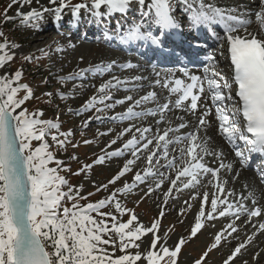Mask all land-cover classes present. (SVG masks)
I'll use <instances>...</instances> for the list:
<instances>
[{"label": "snow or ice", "instance_id": "obj_1", "mask_svg": "<svg viewBox=\"0 0 264 264\" xmlns=\"http://www.w3.org/2000/svg\"><path fill=\"white\" fill-rule=\"evenodd\" d=\"M175 2L182 6V12H187L188 27L191 30L213 25L223 28V35L218 36L217 39L227 45L232 76L227 77L222 72L216 71L215 57H209L213 64L204 68L203 77L190 75L186 69L181 68L180 71L190 83L175 78L173 74L172 77H165L163 82L159 78L156 79L155 84L169 89L172 94H180L175 101L176 108H180L185 101L190 100V104L183 110L195 115L198 102L205 92L206 83L207 91L211 94L215 105L218 131L233 147L240 164L247 167L253 155L264 158V0H259L258 11L243 15L235 14L237 12L235 8L219 7L206 0H175ZM32 3L33 0H11L8 9L19 4L16 16L20 18V23L37 30L45 14L53 15L54 23H59L67 9L73 21L78 22L81 11L84 10L93 20L107 23L117 15L126 19L133 4L138 5L140 20L133 19L127 28L117 20L114 29L122 44L139 41L159 47L168 33L183 29V25L174 15V0H82L80 3H73L72 0H48L52 7L41 5L40 8H32L26 13L20 11V8ZM36 3L39 4L40 0H36ZM251 16H254V21ZM4 19L5 23L13 19L7 15V9ZM147 21L156 26L158 35H153L152 31L145 28ZM253 23L257 25V30L249 31V26ZM241 31L244 35L240 34ZM0 38L3 39V42H0V69H4L14 60L13 50L19 45L10 43L2 31ZM57 50L63 51L60 48ZM223 54L221 52V55ZM23 59L32 61L31 56H24ZM117 66L121 70L134 67L130 62L117 65L113 60L107 64L101 63L88 69H80L68 79L83 78L85 72L103 76L105 73H111ZM22 75L20 70L12 74L4 72L0 75V264H177L182 246L187 242L186 239L180 237L170 248L166 239L157 234L159 219L150 227H145L139 223L134 210L123 207L117 199L118 195L132 193L138 185L145 184L147 178L152 176L158 177L155 183L156 189L162 187L165 179L169 180L168 190L164 193L165 204L174 190L206 187L207 185H202V179L206 176H210L209 184L215 181L213 186L219 195L216 192L212 193L209 201V194L203 193L199 212L190 230L191 237L195 238L204 228V220L212 221L217 217L226 216L234 218L215 234L211 245L194 264H205L209 254L221 247L222 242H227L229 237L235 238L234 234L240 230L236 221L240 220L242 215L247 217L244 221L245 225H251L254 231L246 237V240L233 248L223 260V264H234L237 257L242 255V250L251 245L258 234H264V220L258 222L253 220L264 215L261 208L256 207L257 198L253 192H249L246 197L241 195L238 205L227 199L234 197L235 193L226 191L225 185L228 181L221 179L219 173L221 169L233 172V165L224 164L221 160L219 168H212L205 162L206 156H213L217 160L223 156V153L216 152L210 147V137L200 135L201 128L209 123L205 117L211 114L210 111H204L199 116L195 129L186 135L170 136V133H178L180 129L185 128L187 126L185 123H181L176 128L157 129L155 132L151 126L140 128L132 124L125 128L118 134V138L133 132V129L139 135L133 134L121 149L105 152V155L97 157L93 163L101 165L106 159L123 156L124 150H130L132 158L126 161L108 184L99 186L96 190L100 191L101 188L107 190L110 184H116L126 173L132 171V166L141 159V153H146L147 166L142 173L140 171L135 173L131 184L125 183L122 188L116 189L105 199L81 204L79 201L87 200V196L80 194L82 188L70 185L68 180L60 175L61 171H71V169L62 167L63 161L56 159L49 151L50 145L46 140V137L51 136V140L62 148L67 137L72 133H60L58 122L40 119L39 117L43 116L42 111L29 112L24 107L26 102L33 98V91L28 85L19 83ZM156 75L159 77L160 73ZM144 79L146 77H134L135 81ZM127 83L128 80L112 75L98 87L92 85L96 88V94L85 101L82 111L94 110L95 113L100 114L114 109L117 105L132 101L125 112L111 119L124 121L140 119L144 116H157V110L140 112L134 110L144 103L155 101L157 94L154 91L135 100L131 95L124 99L113 100L112 91L120 90ZM234 86L235 95H232ZM22 91L25 94L21 97L19 93ZM46 95L50 96L51 93ZM67 98L61 94V99ZM169 103L158 106L160 114L158 125L164 122L163 114L171 111ZM96 118L101 117L98 115ZM89 123L91 119L87 120L84 126L87 127ZM53 129L59 135H63L65 140H59L57 135H51ZM148 133L153 134L149 136ZM34 141L40 142L39 146L34 147ZM116 143L117 140L113 139L108 147ZM170 145L173 146L171 149ZM175 152L179 155L172 154ZM73 159L78 158L73 157ZM161 159L165 161L164 164H161ZM52 164L56 167L50 166ZM157 166L175 172V177L171 178L164 172H159ZM92 167L93 164H84L73 175L86 173ZM234 175L238 177L239 173L236 172ZM259 176L264 182V169L259 170ZM152 191L153 188L150 187L145 195L150 196ZM198 195L192 196L191 199H197ZM246 200H250L251 208L245 203ZM209 203L210 210L206 211L205 206ZM113 207L114 212L102 211L104 208ZM117 214L121 217L128 215L129 218L126 222H120ZM159 215L161 218L164 216L163 209ZM109 221L112 222L110 225ZM149 234H151L150 242L144 239ZM145 244L147 247H143ZM130 249L136 251L133 253ZM259 256L260 252L257 251L252 259L255 261ZM243 264H248V261H244Z\"/></svg>", "mask_w": 264, "mask_h": 264}, {"label": "rangeland", "instance_id": "obj_2", "mask_svg": "<svg viewBox=\"0 0 264 264\" xmlns=\"http://www.w3.org/2000/svg\"><path fill=\"white\" fill-rule=\"evenodd\" d=\"M218 1L206 0V2L214 3L216 4V6H220ZM254 1L255 0H245V3L249 4L253 3ZM72 2L80 3L82 2V0H72ZM10 3L11 0H0V31L5 34L10 43H15L19 45V47L13 50L15 53L14 60L11 61L10 64L6 65L4 69H0V75H2L4 72L12 74L17 70L22 71L23 75L19 83L28 85V87H30L33 91V98L26 102L24 107H26L29 112L42 111L43 116L39 117L40 119L58 122L60 124V133H72L70 137H67L65 145L62 148L58 147L56 143L51 140V136L46 137V140L50 145L49 151L52 152L56 159L63 161L62 167L71 169V171H61L60 175L64 176L68 180L70 185L82 188L80 194L83 196H87V200H81L79 202L81 204H86L89 202L95 203L101 199H105L113 191H116V189L122 188L125 183L131 184L137 171H140L141 173L143 172V169L147 166L145 162L146 153L140 154L141 159L132 166V171L126 173V175L119 181H117L116 184H110L107 190L101 188L100 191L96 190L97 187L108 184V181L111 180L121 170L126 161L128 159H131L132 157L130 155V150H124L123 156L106 159L105 162L101 165H95L93 163L96 158L105 155V152H113L117 149H121L123 144L128 139H130L133 134L139 135L138 133H135V129H133V132L127 133L126 135L121 137V139L118 138V134L130 125L135 124L140 128L151 126L153 132H155L157 129L163 130L166 127H170V123L168 125L167 122L170 118V115L174 112L168 114L167 116L164 115L166 121L164 122V124L161 123L158 125L155 118L153 119V121H151V119L149 120V118L145 120L147 122H156V126H154L152 123H146V125L145 123L143 124L141 119L144 118H141L137 120H130L131 123L126 122L123 124L122 122H120L114 127H101L99 124L102 123L103 120L106 121L107 119V115L105 113L97 114L94 110L82 111V106L84 105L85 101L96 94V89L92 88L87 91L84 87H86V84L91 83L93 81V78H95V86L98 87L100 83L110 79L112 75L119 76L121 79L125 80L127 77H133L132 74H127L128 72L121 73L117 70L116 72H118L119 74H115V72L107 73V77L104 78V75L106 74H104L102 77L85 72L83 74V78L68 79L74 72H78L80 69H88L90 66H95L101 63L107 64L110 61H113L109 56L111 53L108 52V55L97 54L98 49H107L106 47L101 46L98 43H83L81 41L71 42L66 40V32H54V29H56L58 23L55 24L54 22H50L44 25H39L40 30L23 26L20 23V18L16 16L19 4L13 5L11 9H8V5ZM41 5L52 7V5L48 3V0H40L39 4L36 3V0H33V3L31 5H25L23 8H20V11L26 13L32 8H40ZM223 5L224 4H221V6ZM178 7L180 9L182 8L180 4ZM6 9L7 15L13 18L7 23H5L4 19V13ZM133 11L135 13L134 17H140L138 5H133ZM179 12L180 14H182L181 11ZM185 13L187 12L185 11ZM48 15L53 17V15L51 14ZM63 16L65 17H63V20L61 21L73 20L70 11L67 9L65 10ZM81 17L85 18V21L93 20L90 15L87 14L84 10L81 11ZM129 19H132V16H130ZM92 22L94 23V20ZM104 26L108 27V24L105 23ZM41 30H43L44 32L48 31L47 34H44L43 32L42 41H32L37 38L35 36L40 34ZM241 33H243V31H241ZM0 42H3L2 38H0ZM71 45H75V47H71ZM58 48L63 49V51H58ZM216 48L217 53L221 54L220 47L217 45ZM91 49L94 50L91 51ZM107 50L109 51V49ZM113 54L119 56L117 53L113 52ZM24 56H31L32 61H25L23 59ZM81 58L83 59L81 60ZM221 58L223 59V57ZM217 65L219 64L217 63ZM219 69L221 70V68ZM133 79L134 78L128 80ZM145 80L146 79H144V81ZM151 83L155 84V82ZM150 89V91H155V89L152 87ZM129 92L130 91L119 92V90H113V100L115 99L114 97H116L115 100H117L124 99L128 95L134 96L133 99L135 100L148 93V91L144 93L141 91L140 93H142V95L137 94V96H135V91L130 93ZM46 93H51V95H46ZM24 94L25 93L23 91L19 93L21 97ZM61 94L65 95L68 98L61 99ZM158 102H160V100H157L155 102V105H162V103L158 104ZM109 103H111V101H109ZM131 103L133 102L128 101L123 105H117L119 107L117 113L120 114L119 111L122 110L125 112L126 108ZM149 106L151 107V105ZM149 106H146L145 108L143 107V109L150 108ZM69 109H71L72 111L70 112ZM98 115L101 117L100 119L96 118ZM89 119H91V123H89L87 127H85V122ZM94 122H96L97 124H95ZM92 124H95V126H91ZM152 134L153 133H148L147 135L151 136ZM51 135H57L59 140H65V137L63 135H59V133H57L54 129L51 131ZM175 136L177 135L175 134ZM113 139H116L117 143L109 148L108 145ZM85 141H91V143L86 144ZM39 143L40 142L34 141L33 146H39ZM172 147L173 146H171V148ZM172 154L177 156L179 155L178 152ZM73 157H77L78 159H73ZM212 158L213 156L205 157V162L209 167H212V165H209ZM164 163L165 161L161 159V164ZM84 164H93V167L86 173H81V175H73V173L79 171ZM219 165L212 168H219ZM50 166L56 167L55 164H52ZM157 168L158 171L160 170L159 172H164L166 176H170L171 178L175 177V172H170L169 170L159 166H157ZM254 169H256V166H253V169L252 167L248 168L247 171L253 173L252 170ZM226 176L227 175L224 174L221 179L226 178ZM235 177L233 178L232 175L230 176L231 179L229 187H225V189L227 188L226 191H233L235 195H237L234 197H228L227 199L229 202L237 203L238 205L240 199V195L238 193H242V191L240 190L239 186L236 185L237 177ZM157 179V176L148 177L145 184L138 185L132 193L118 195L117 199L120 200L123 207L134 210L135 214L138 217L139 223H142L145 227H150L155 220L159 219L160 225L157 234L160 237L166 239L167 246H169L170 248L178 242L180 237H184L187 242L182 246L177 264H194L196 260L200 259L201 255L207 249V247L211 245L214 240L215 234L223 227H226L229 222H232L233 218L226 216L217 217L212 221L204 220V228L200 231V233L197 234L195 238L191 237L190 230L194 225L195 217L199 212L203 193L207 192L209 194V201L212 198V193L216 192L217 195H219L216 188L213 186L215 181H213L212 184H209L208 180L210 179V176H206L202 179V185H207L206 187L198 186L195 189H184L180 191L174 190L173 193L169 196L167 204H165L164 193L168 190L169 180L165 179L162 187L156 189L155 183L157 182ZM150 187L153 188L152 194L150 196L145 195V192ZM65 191H67V189H65ZM89 193H94V195L88 196ZM197 194H199L197 199H191L192 196ZM221 198L223 199L224 197L222 196ZM138 201L141 202L138 204ZM189 205H191V207H189ZM68 206H70V203L68 204ZM248 206L250 208L252 207L250 205ZM161 209H163L164 211V216L162 218L159 215ZM205 210H210V203L205 206ZM102 211L114 212V207L104 208L102 209ZM117 216L120 222H126L129 218L128 215H124L121 217L119 216V214H117ZM262 217H264V215ZM243 218L246 220V216L243 215ZM243 218L241 217V219ZM258 220L261 221L264 220V218H259ZM258 220L255 221L254 219V222H258ZM111 223L112 222L109 221V225ZM236 224L239 226L241 224L245 225L244 221L241 222L240 220H237ZM243 225L242 227H239L240 230L238 231V233H236L237 235H234V239L232 238L231 240H229V242L227 241V243L222 242L221 247L213 250L209 254V257L206 259L205 264H223V260L227 258L233 248L238 243L246 240V237L248 236L246 233H252L254 231L252 228H250L251 225H245L244 227ZM150 237L151 234H149V236L145 237L144 239L150 242ZM260 238L264 239V234H261L260 236L258 234L254 239L253 244L247 246V248L242 252V255L238 256L234 261V264H243L244 261H248V264H264V251L262 253V247L264 246V244L260 243H263L264 240ZM143 247H147V244H145ZM109 251H111V248H109ZM130 251L134 253L136 249H130ZM256 251L260 252V257L259 259L254 261L252 257ZM117 255H119V253H117Z\"/></svg>", "mask_w": 264, "mask_h": 264}, {"label": "bare ground", "instance_id": "obj_3", "mask_svg": "<svg viewBox=\"0 0 264 264\" xmlns=\"http://www.w3.org/2000/svg\"><path fill=\"white\" fill-rule=\"evenodd\" d=\"M218 1V0H216ZM255 3H249V4H246L245 3V0H219L218 3H219V7H224V8H235L237 9V12L235 14L237 15H243L245 13H254L255 11H258L259 10V0H255L254 1ZM221 4H224L223 6H221ZM245 4V5H244ZM134 5V4H133ZM132 5V6H133ZM247 5V6H246ZM249 5V6H248ZM179 3H176L175 0H174V3H173V8L175 9V11L177 9H180L179 7ZM181 11V10H180ZM185 12V11H184ZM129 13H133V11L131 10V12ZM128 13V14H129ZM182 14H177V19L181 22L182 20ZM65 17V16H63ZM72 17V16H71ZM243 18H248V16H243ZM71 19V18H69ZM73 19V18H72ZM251 19H253L254 21V16H251ZM63 20V19H62ZM116 20H119V22H121V17L118 16L116 18ZM50 22H54V17H51L50 15L46 14L45 15V18L39 22V25H44V24H47V23H50ZM68 23V20H65V21H60L59 23L62 24L61 27L63 28V26L65 24ZM56 24V23H55ZM66 26V25H65ZM216 26V25H215ZM50 29V28H49ZM40 30V29H39ZM55 30V29H54ZM64 29H61V31H63ZM83 30H90V26L87 27V26H81L79 28V31H83ZM257 30V25L255 23H253L252 25L249 26V31H256ZM56 31V30H55ZM54 31V32H55ZM78 31V32H79ZM43 30H41V33L38 34L37 38H35L34 42H41L42 41V34H43ZM56 32H59V31H56ZM48 31H45L44 34H47ZM241 35H244L243 33H240ZM50 39V38H49ZM201 40H205L204 37H201L200 38ZM57 40V39H56ZM101 46H104L107 48V46H105L104 44H102ZM212 46V45H211ZM210 46V47H211ZM109 49V48H107ZM105 50V49H98V53L99 55H108L109 53H111L109 56L110 58H112V60H115L117 62V65H121L120 63L118 64V62H123L122 64H126V63H131L133 64L134 63V59L132 58H129L128 56H125V55H122V54H118L117 52H115L114 50ZM94 49H91V51H93ZM112 51V52H110ZM223 52V49L221 50ZM109 52V53H108ZM114 53H117L119 56L113 54ZM214 57H215V70L216 71H222V73H227L228 72V64L226 63L225 59L223 60L221 58V54H217V53H214L213 54ZM225 57V56H224ZM111 62V61H110ZM217 63L219 65H217ZM213 64V61L211 60H207L206 62H203L202 64L198 65L196 67V70H195V73L196 75L198 74L200 77H203L205 75L204 73V68L206 66H209ZM225 66V67H224ZM224 67V68H223ZM221 68V70L219 69ZM80 69V67H79ZM120 71L121 73L123 72H128L127 74L131 73L133 77L131 78H134L136 76H143V77H147L146 80H142V81H135L134 79L133 80H128V79H131V78H126L125 80H128L129 83H127L125 86H123L121 89L124 90L125 87H127L128 85H131L132 87L135 88V93L137 96V94H141L140 93L141 91L144 93V92H150V88H154L157 94L156 96V100L155 101H151V102H147V103H144L142 106L140 107H137L138 109L137 110H140V111H147L149 109H143L142 107H146V106H149V105H153L152 108H150L151 110H157L158 114L157 116H144L143 118L144 119H141L142 123L146 125L147 124H153L154 126H156V122H147L145 121L147 118H149V120L151 119V121H153V119L155 118V120H159L160 119V114H159V111H158V106L159 105H155L156 101L157 100H160L159 103H163L166 102V103H169V107L171 109V111H167L163 114V116H167L168 114H171L170 115V118L167 122V124L169 125V122H170V127H173V128H176L178 127L181 123H185L187 126L183 129H180V131L178 133H175L176 135H186L187 133L193 131L196 127V124L198 122V118L199 116L204 112V111H210V115L205 117L206 121H208L209 123L204 127V128H201L200 130V135L201 136H207V137H210V141H209V144H210V147L212 149H214L216 152H219V153H223V156L221 157L220 160H217L215 157H213L210 161V166L212 165V167H215L217 165H219L221 163V160L223 161L224 164H229L231 163L233 165V172H228L226 169H221L220 170V177H222L224 174H226V178H224L223 180H227L228 183L225 185V187H229V183H230V176L232 175V177L234 178L235 175L234 173L238 172L239 173V176L237 177L236 181V185L239 186L240 190L242 191V193H238L241 197V195L243 196H247L249 192H253L257 198V205L256 207H260L262 212H264V186L261 185L260 183V176H259V170L261 169H264V166L263 167H260L259 170L257 172H254V173H251V172H248L247 171V167L245 166H242L238 160V158H236L235 156V153H234V150H233V147L227 142V140L223 137L222 134L219 133L218 131V121L216 120V114H215V105L213 104V101H212V97H211V94L207 91V84L205 83V92L202 94V97H201V101L198 102V109H197V112L195 115H193L190 111H184L183 109L188 105L190 104L189 102H184V104L181 105L180 108H176L175 107V102H174V99H175V94H172L170 93L169 89H166V88H163L159 85H155L151 82H155L156 78L160 79L161 81L164 80L165 77H172L173 74L172 73H169V72H164V73H160V72H155V71H147V70H141L137 67H133V68H129V69H124V70H121L118 66L117 67H114L112 72L111 73H114L115 74H119L118 72L116 71ZM156 73H160V76L157 77ZM108 74L104 75V78L107 77ZM179 73H175L174 74V77L175 78H179ZM103 77V76H102ZM95 78H93L92 82L89 83V84H86V87H84L87 91H89L90 89H96L95 87H92V85H95V81H94ZM151 81V82H149ZM140 82V83H138ZM185 83H187L185 81ZM140 85V86H139ZM149 88H148V87ZM160 87V88H159ZM148 88V90H147ZM153 89V90H154ZM123 90H119V91H123ZM134 91H131V92H134ZM122 96V94H121ZM177 96V95H176ZM134 97V96H132ZM116 99V97H114ZM171 98V99H170ZM114 99V100H115ZM166 100V101H165ZM112 102V101H111ZM149 103V104H148ZM144 107V108H145ZM139 108H142V109H139ZM119 110V107L116 106L114 109L112 110H109V111H106L104 112L107 116V119L106 121L103 120L102 123H100L99 125L103 128H105L106 126H109V127H114L115 125H118L120 122L122 123H126V122H130V120H124V121H120V120H112L111 117H114L116 116L117 113ZM135 110V109H134ZM136 111V110H135ZM120 114L123 113L124 111H119ZM179 117H183V119H179ZM196 118H197V121H196ZM101 122V121H100ZM164 122L165 121V118H164ZM163 122V124H164ZM196 122V123H195ZM95 124H97L96 122H94ZM141 123V124H142ZM155 123V124H154ZM95 124H92L91 126H95ZM161 124V123H160ZM162 124V125H163ZM175 124V125H174ZM168 125H165V126H168ZM153 126V127H154ZM108 127V128H109ZM165 128V127H164ZM167 128V127H166ZM165 128V129H166ZM185 129V131H184ZM174 133H170V136H175ZM121 139V138H119ZM118 139V140H119ZM172 145H170L169 147L171 148ZM182 146V145H180ZM218 162V164H217ZM213 163V164H212ZM161 169V168H160ZM160 171V170H159ZM166 175V174H165ZM236 178V177H235ZM227 189V188H226ZM229 189V188H228ZM237 196V195H235ZM245 203L247 205H251V202L250 200H246ZM263 216V215H262ZM259 217V218H264V217ZM230 218H233L232 216H229ZM243 218V215L241 216ZM259 218H253V220L255 219V221H257ZM234 219V218H233ZM247 219V217H246ZM241 222L245 221V219H240ZM259 221V220H258ZM243 224H241L239 227H242ZM245 225H243L244 227ZM248 226V225H247ZM251 228V226H250ZM243 229V228H241ZM246 231V230H245ZM247 235H251L252 233H246ZM235 235V234H234ZM237 235V234H236ZM261 234H259L260 236ZM263 237V236H262ZM232 237H229V240H231ZM234 239V238H233ZM260 239H263V238H260ZM228 240V242H229ZM259 240V239H258ZM264 240V239H263ZM263 240H260V241H263ZM256 241V240H255ZM258 241V242H260ZM227 243V242H226ZM261 244H264V242H260ZM253 244V243H252ZM251 244V245H252ZM258 247V246H257ZM263 250H262V253L264 251V246L262 247ZM244 250H242L243 252ZM257 252V251H256ZM260 257V256H259ZM259 259V258H258Z\"/></svg>", "mask_w": 264, "mask_h": 264}, {"label": "trees", "instance_id": "obj_4", "mask_svg": "<svg viewBox=\"0 0 264 264\" xmlns=\"http://www.w3.org/2000/svg\"><path fill=\"white\" fill-rule=\"evenodd\" d=\"M93 215H95V214H93ZM97 219H100V217H96Z\"/></svg>", "mask_w": 264, "mask_h": 264}]
</instances>
